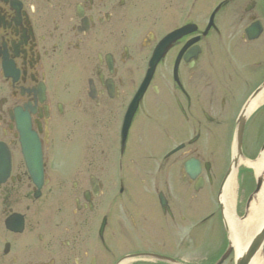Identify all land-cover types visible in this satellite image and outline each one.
<instances>
[{
    "label": "flooded vegetation",
    "instance_id": "flooded-vegetation-1",
    "mask_svg": "<svg viewBox=\"0 0 264 264\" xmlns=\"http://www.w3.org/2000/svg\"><path fill=\"white\" fill-rule=\"evenodd\" d=\"M263 147L264 0H0V264H235Z\"/></svg>",
    "mask_w": 264,
    "mask_h": 264
},
{
    "label": "water",
    "instance_id": "water-1",
    "mask_svg": "<svg viewBox=\"0 0 264 264\" xmlns=\"http://www.w3.org/2000/svg\"><path fill=\"white\" fill-rule=\"evenodd\" d=\"M242 124H243V119L241 120L238 130H237L238 143L235 146V150H234V160L232 164L233 169L237 167L239 157L241 156ZM255 177H256V188H255V191L252 193V195L248 199L247 212L244 215V219L245 218L248 219L250 215L252 214V209L254 205L257 204L259 195L264 188V170L261 171ZM226 227L230 233H233L234 228H232V226L230 227L227 224ZM258 253H261L262 256L264 257V220L260 224L255 234L252 235V237L247 242V244L242 248V250L237 251L236 264H252L253 260L256 258V255ZM226 258H227V255H224L216 264H222Z\"/></svg>",
    "mask_w": 264,
    "mask_h": 264
},
{
    "label": "bare ground",
    "instance_id": "bare-ground-1",
    "mask_svg": "<svg viewBox=\"0 0 264 264\" xmlns=\"http://www.w3.org/2000/svg\"><path fill=\"white\" fill-rule=\"evenodd\" d=\"M255 104H252L250 108H253ZM243 164L249 169H252L255 172V175H258L261 171L264 170V151L261 153L260 157L252 162L248 160H243ZM235 183V181H234ZM234 183L230 187H228L227 192V211L228 207L233 209V203L235 201L234 198ZM264 220V188L259 195L257 205H255L252 209V214L250 217L244 222H235L234 220H230V224L235 226V235L232 238L233 243L237 246L238 249H241L246 245V243L250 240L251 236L254 234L255 229L259 227V225ZM252 264H261V256L258 255L253 260Z\"/></svg>",
    "mask_w": 264,
    "mask_h": 264
},
{
    "label": "rangeland",
    "instance_id": "rangeland-1",
    "mask_svg": "<svg viewBox=\"0 0 264 264\" xmlns=\"http://www.w3.org/2000/svg\"><path fill=\"white\" fill-rule=\"evenodd\" d=\"M258 147H255L254 150L250 153L251 155H255L260 149H258ZM248 178L246 177L245 179V184L248 182ZM247 187H250V185H247ZM254 188H255V184H254ZM225 229H223L222 227H217L215 232H214V235H213V238L212 240L210 241H201L199 246H198V251L200 250H203V249H206L207 247L206 246H210V247H213L214 249H216V251L214 253H210L209 255V262H212L213 260H215L216 262L220 259V257L217 259L216 255L219 253V251H221L220 249L225 245V232H224ZM211 250V249H210ZM215 262V263H216ZM261 264H264V258L262 256V259H261Z\"/></svg>",
    "mask_w": 264,
    "mask_h": 264
}]
</instances>
